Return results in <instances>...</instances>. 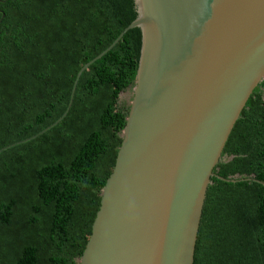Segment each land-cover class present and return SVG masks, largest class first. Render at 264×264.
<instances>
[{"label":"trees","instance_id":"trees-1","mask_svg":"<svg viewBox=\"0 0 264 264\" xmlns=\"http://www.w3.org/2000/svg\"><path fill=\"white\" fill-rule=\"evenodd\" d=\"M137 18L135 0H0V264H79L123 142L120 95L135 87L142 30L77 75ZM224 155L194 264H264V81Z\"/></svg>","mask_w":264,"mask_h":264},{"label":"water","instance_id":"water-1","mask_svg":"<svg viewBox=\"0 0 264 264\" xmlns=\"http://www.w3.org/2000/svg\"><path fill=\"white\" fill-rule=\"evenodd\" d=\"M135 1L138 18L77 75L142 30L123 142L79 264H194L208 189L224 180L215 169L264 81V0Z\"/></svg>","mask_w":264,"mask_h":264},{"label":"rangeland","instance_id":"rangeland-1","mask_svg":"<svg viewBox=\"0 0 264 264\" xmlns=\"http://www.w3.org/2000/svg\"><path fill=\"white\" fill-rule=\"evenodd\" d=\"M133 89H128L120 95V103L124 106L130 107L133 99Z\"/></svg>","mask_w":264,"mask_h":264}]
</instances>
